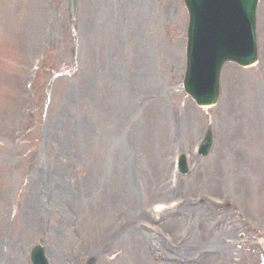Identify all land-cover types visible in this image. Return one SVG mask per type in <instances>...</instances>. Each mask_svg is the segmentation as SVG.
I'll return each instance as SVG.
<instances>
[{
  "label": "rangeland",
  "instance_id": "374dc122",
  "mask_svg": "<svg viewBox=\"0 0 264 264\" xmlns=\"http://www.w3.org/2000/svg\"><path fill=\"white\" fill-rule=\"evenodd\" d=\"M257 16L258 64L226 66L222 100L201 109L181 87L182 0H79L74 29L68 0H0V264H30L38 245L49 264H174L165 248L194 238L190 252L212 250L221 228L231 258L188 264H264V131L256 119L264 110V0ZM212 125H221L216 150L196 158ZM181 152L190 174L172 190V158ZM215 168L219 176L207 181ZM172 201L189 208L152 217L153 250L129 230L108 240L133 212ZM224 216L233 227L220 223Z\"/></svg>",
  "mask_w": 264,
  "mask_h": 264
},
{
  "label": "water",
  "instance_id": "95a60500",
  "mask_svg": "<svg viewBox=\"0 0 264 264\" xmlns=\"http://www.w3.org/2000/svg\"><path fill=\"white\" fill-rule=\"evenodd\" d=\"M184 1L189 11L186 90L202 105L215 96L218 72L225 62H250L257 0ZM75 9L76 0H71L73 16Z\"/></svg>",
  "mask_w": 264,
  "mask_h": 264
},
{
  "label": "bare ground",
  "instance_id": "6f19581e",
  "mask_svg": "<svg viewBox=\"0 0 264 264\" xmlns=\"http://www.w3.org/2000/svg\"><path fill=\"white\" fill-rule=\"evenodd\" d=\"M227 153H228V151H227ZM237 165L238 164H232V165H230V169H232L233 167H236L237 168ZM217 169L218 168L213 169L209 173V175L206 176V180L207 181H213L217 176H219V172H218ZM229 171L233 172L234 176H237L238 179H242L246 175L245 173H243V171L241 169H238V168L235 169V170H229ZM103 174H105V171H103ZM127 176H128V171L125 172V177H127ZM59 191L61 192L60 193V198L62 199V201L65 202L66 200H69V198H68L69 190L67 188H65L64 186L60 185L59 186ZM105 199H106V197H105ZM182 210L183 209L179 210L177 213L184 212ZM200 213H203L205 216H207L204 219H207V218L210 219L211 218L210 214H208V212L206 210H203L202 209L200 211ZM135 215H137V213H135ZM220 221H221L220 223H226V222H228L231 225V227H233L234 224H235L234 221H233V217L232 216H230V217L224 216V217H222L220 219ZM129 231L133 235L139 234V236H140V239L139 240H137L134 237H132L134 239V241H135V243H136L137 246H139L141 244V241H140L141 239L145 240V242H147V243L150 242V243H153L154 244L155 242H157V240L153 236H151L150 234L141 232V231L137 230L136 228H134L133 226L130 228ZM222 231H223V229L221 228V229H218L214 234H211V236H210V242L212 243V250L214 251L215 256H218V257L224 258V259H229L232 256V251H234L235 249L233 247H230L232 245H224V243H220L218 241L220 238H218L219 235H216V233L217 232H222ZM122 232H121L122 234L121 233L118 234L119 237L122 236L124 233H126L125 230H123ZM192 242H194V238H192V239H190L188 241V243L190 244V246H191V243ZM164 250L165 251H168L169 249L168 248H165ZM56 261L58 263H60V259L57 258Z\"/></svg>",
  "mask_w": 264,
  "mask_h": 264
}]
</instances>
